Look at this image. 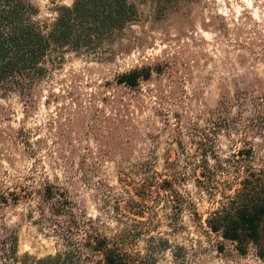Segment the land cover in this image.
<instances>
[{
  "label": "rangeland",
  "instance_id": "obj_1",
  "mask_svg": "<svg viewBox=\"0 0 264 264\" xmlns=\"http://www.w3.org/2000/svg\"><path fill=\"white\" fill-rule=\"evenodd\" d=\"M73 1L31 0L32 18ZM131 1L138 21L109 59L67 54L32 103L0 96V226L20 255L63 250L49 184L144 264H264V218L255 241L221 228L242 211L230 199L248 171L264 189V0ZM143 68L137 87L117 82Z\"/></svg>",
  "mask_w": 264,
  "mask_h": 264
},
{
  "label": "trees",
  "instance_id": "obj_2",
  "mask_svg": "<svg viewBox=\"0 0 264 264\" xmlns=\"http://www.w3.org/2000/svg\"><path fill=\"white\" fill-rule=\"evenodd\" d=\"M55 12L51 22L40 24L32 18L37 11L31 0H0V96L15 94L23 103H32L41 83L61 66L67 54L109 59L115 53L114 43L139 16L137 5L131 0H74L71 6H59ZM150 76L151 69H136L120 75L117 82L135 88ZM259 176L262 175L248 171L239 182L240 189L230 203L237 204L239 200L242 211L236 220L221 226L225 239L238 241L244 232L254 241L257 239L264 218V204L252 203L264 191ZM202 177H206L204 173ZM42 192L51 215L64 220L56 224L64 249L39 259L27 253L20 255L16 234L0 226V264H144L125 252L120 242L76 219L73 204L64 191L48 184ZM172 194L177 198L175 191ZM9 195L14 202L19 200V196ZM0 200L7 203L4 196ZM173 209H180V203ZM226 210L227 205L223 204L221 211L214 214L215 220H222L220 214ZM211 228L220 229L215 224Z\"/></svg>",
  "mask_w": 264,
  "mask_h": 264
}]
</instances>
